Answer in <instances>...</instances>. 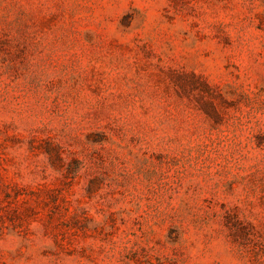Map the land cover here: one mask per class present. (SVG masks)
Returning a JSON list of instances; mask_svg holds the SVG:
<instances>
[{
    "label": "rangeland",
    "instance_id": "rangeland-1",
    "mask_svg": "<svg viewBox=\"0 0 264 264\" xmlns=\"http://www.w3.org/2000/svg\"><path fill=\"white\" fill-rule=\"evenodd\" d=\"M0 264H264V0H0Z\"/></svg>",
    "mask_w": 264,
    "mask_h": 264
}]
</instances>
